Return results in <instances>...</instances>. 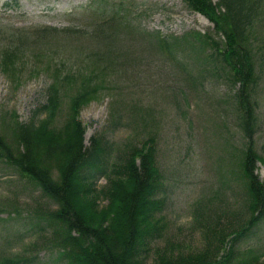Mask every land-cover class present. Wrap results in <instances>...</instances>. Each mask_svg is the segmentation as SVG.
<instances>
[{"label": "rangeland", "instance_id": "1", "mask_svg": "<svg viewBox=\"0 0 264 264\" xmlns=\"http://www.w3.org/2000/svg\"><path fill=\"white\" fill-rule=\"evenodd\" d=\"M104 1V17L120 7L133 28L118 33L110 51L91 35L96 20L88 7L93 0H0V57L4 49H15L19 56L16 74L0 66V132L14 113L22 122L44 117H35L34 111L45 104L48 66L95 72L103 80L101 89L80 112L86 145L100 137L105 150L104 172L95 173V189L107 184V173L126 146L140 147L155 137L162 181L156 194L162 204L155 217L162 219V234L141 253L143 263L153 264L155 250L163 248L174 256L207 249L212 257L211 235L237 228L248 218L246 192L236 176L245 143L234 97L237 87L222 77L187 81L179 63L198 77L188 53L181 48L172 54L162 51L148 34L206 33L213 25L183 0ZM257 11L251 30L258 75L253 147L264 158V0ZM44 27L80 32L76 37L56 31L47 38L37 36ZM71 94L72 87H65L56 126L66 118ZM256 174L264 180L260 162ZM55 208L34 183L0 160V259L64 264L52 247L51 231L40 222L42 211ZM235 249L230 264L253 257L264 264V219L237 240Z\"/></svg>", "mask_w": 264, "mask_h": 264}, {"label": "trees", "instance_id": "2", "mask_svg": "<svg viewBox=\"0 0 264 264\" xmlns=\"http://www.w3.org/2000/svg\"><path fill=\"white\" fill-rule=\"evenodd\" d=\"M183 1L213 23L212 32L148 36H153L160 50L167 49L172 54L176 48H181L188 53L198 77L194 78L179 63L188 73L187 81L193 83L199 79L201 83L205 78L222 77L237 87L234 97L245 143L236 176L246 192L248 218L237 228L211 235L212 257L208 256L207 249L174 256L163 248L155 250L153 264H230L237 240L264 219V180L255 172L257 162L264 164V158L253 147L258 127L255 96L258 75L251 39L261 0H217L216 4L212 0ZM106 6L103 0H94L89 6L94 8L91 13L96 20L91 35L110 51L118 33L130 32L133 28L131 22L120 15L122 8L104 17ZM53 31L66 37H76L80 32L45 27L35 33L47 38ZM18 59L17 50L4 49L0 66L16 74ZM47 71L51 72V79L45 104L34 111L35 117L43 114L44 117L22 122L14 113L11 119H6L0 132V160L34 183L42 197L56 206L42 211L40 222L51 231L52 247L64 264H144L141 253L150 241L162 234V219L155 217L162 204V200L156 198L162 181L155 159V137L147 138L140 147L126 146L124 155L107 173V184L96 190L94 176L104 172L105 150L100 137L91 138L90 145H85L80 112L97 97L103 80L91 70L64 72L48 66ZM65 87H72V94L68 97L66 118L61 126H56L55 118L61 110ZM101 200L106 203L101 205ZM221 250L224 254L217 257ZM22 261L20 257H4L0 264H21ZM236 264L261 262L259 257H253Z\"/></svg>", "mask_w": 264, "mask_h": 264}]
</instances>
